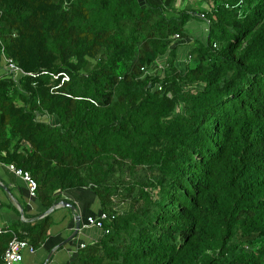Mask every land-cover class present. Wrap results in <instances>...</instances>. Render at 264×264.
<instances>
[{
    "label": "trees",
    "instance_id": "trees-1",
    "mask_svg": "<svg viewBox=\"0 0 264 264\" xmlns=\"http://www.w3.org/2000/svg\"><path fill=\"white\" fill-rule=\"evenodd\" d=\"M206 12L179 68L187 0H0V56L21 70L0 76V159L47 209L86 187L108 214L70 264H264V0ZM52 224L2 230L0 264L14 235L37 249Z\"/></svg>",
    "mask_w": 264,
    "mask_h": 264
},
{
    "label": "crops",
    "instance_id": "crops-1",
    "mask_svg": "<svg viewBox=\"0 0 264 264\" xmlns=\"http://www.w3.org/2000/svg\"><path fill=\"white\" fill-rule=\"evenodd\" d=\"M178 4L180 8L183 7L182 3L178 2ZM187 4L192 10H199L201 13L212 9L213 0H187ZM206 36V24L197 15L189 21L187 35L175 41L178 40L179 46H191L187 51L189 54L195 40L204 39ZM192 41L193 45H191ZM184 51L185 49H182V53L177 52V60L183 59L187 54H184ZM158 63L165 65L166 58L159 59ZM10 71L3 54L0 56V76ZM18 75L16 73V76ZM46 117L49 120L45 119ZM39 118L54 122V118L47 115L39 116ZM10 164L0 159V227L3 231L9 230L17 222L33 223L47 213L53 218L47 239L35 249L34 253L25 251L22 264H70L82 245L100 240L104 234L103 227L87 224L89 216L99 217L102 213L100 201L90 188L59 190L56 193L58 202L47 209L38 195L35 197L30 195L27 181L22 175L12 170ZM77 216L81 217V229L78 234L72 236Z\"/></svg>",
    "mask_w": 264,
    "mask_h": 264
},
{
    "label": "built area",
    "instance_id": "built-area-1",
    "mask_svg": "<svg viewBox=\"0 0 264 264\" xmlns=\"http://www.w3.org/2000/svg\"><path fill=\"white\" fill-rule=\"evenodd\" d=\"M198 16L204 20L206 24V34H208L211 20L208 18L207 12L202 11L201 13L198 14ZM173 38L180 39L182 38V36H180L179 34H175ZM214 46L216 47L217 44H214ZM2 50H3V47H2ZM4 58L10 70H14L16 71V73L21 72L19 67L15 65L12 59L6 58L5 55H4ZM190 59H191V55H188L187 57L183 59L177 60V65L179 66V68H182ZM166 65L167 64L163 65L162 63L156 62V67H155V64L153 68L143 67L142 71L144 72L145 75L149 74V75H154V76L156 75L163 76ZM58 77H61L62 83L70 79L69 75L65 72L60 73L58 75H54V78L57 79ZM156 88L159 90L162 89L161 85L159 84H157ZM10 167L17 174L22 175L24 177V179L27 181L30 195L32 197H35L37 195V190H38L37 180L28 171H23L21 168L16 167L14 164H10ZM107 218H108V214L105 212H102L99 217L89 216L87 218V221H88L87 224L98 226V227H103V222ZM2 230L3 229L0 227V233L2 232ZM83 246L85 245H82L81 247ZM25 251L34 253L35 247L33 246L31 242L27 241L26 239H22L18 237L17 235H14L9 241L7 248L5 250V253L3 256L4 258L3 263L4 264H22Z\"/></svg>",
    "mask_w": 264,
    "mask_h": 264
},
{
    "label": "rangeland",
    "instance_id": "rangeland-1",
    "mask_svg": "<svg viewBox=\"0 0 264 264\" xmlns=\"http://www.w3.org/2000/svg\"><path fill=\"white\" fill-rule=\"evenodd\" d=\"M180 39H182V38H180ZM180 39H178V40H180ZM176 40V39H175ZM177 40V41H178ZM199 40V38L198 39H196L195 40V42H194V44H196L197 43V41ZM177 41H175V43H177ZM190 42V41H189ZM189 44V43H188ZM191 45H193V41H192V44ZM182 46H183V48H182ZM191 46H188V45H180L179 47H178V49H177V52L178 53H182L181 52V50L182 49H185V51H184V54L185 53H187V51L189 50V48H190ZM188 55H190V53L188 54H185V56L183 57V58H185V57H187ZM156 62H159V59L156 61ZM41 119V118H40ZM45 119H47V120H49V118L48 117H46ZM41 120H43V121H45L44 120V118H42ZM117 204H118V206H117V208H125V209H127V208H129V206L130 205H128L129 204V202L128 201H122V202H117ZM120 205V206H119Z\"/></svg>",
    "mask_w": 264,
    "mask_h": 264
},
{
    "label": "water",
    "instance_id": "water-1",
    "mask_svg": "<svg viewBox=\"0 0 264 264\" xmlns=\"http://www.w3.org/2000/svg\"><path fill=\"white\" fill-rule=\"evenodd\" d=\"M67 205H71L70 203H67ZM81 229V217L80 216H77L76 217V227H75V230H74V234L72 236H75L76 234L79 233Z\"/></svg>",
    "mask_w": 264,
    "mask_h": 264
}]
</instances>
